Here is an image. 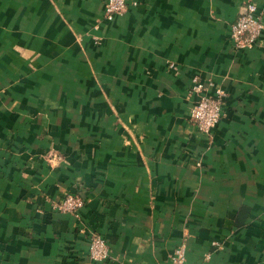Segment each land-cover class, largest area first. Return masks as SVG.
Masks as SVG:
<instances>
[{
	"label": "crops",
	"instance_id": "crops-1",
	"mask_svg": "<svg viewBox=\"0 0 264 264\" xmlns=\"http://www.w3.org/2000/svg\"><path fill=\"white\" fill-rule=\"evenodd\" d=\"M104 1L0 0V264H80L93 235L99 264H264V32L230 39L249 0ZM195 78L227 92L211 137Z\"/></svg>",
	"mask_w": 264,
	"mask_h": 264
},
{
	"label": "built area",
	"instance_id": "built-area-1",
	"mask_svg": "<svg viewBox=\"0 0 264 264\" xmlns=\"http://www.w3.org/2000/svg\"><path fill=\"white\" fill-rule=\"evenodd\" d=\"M104 2L107 21H112L134 5V0H105ZM258 9L256 0H249L237 20L231 24L230 39L237 51L254 48L261 38L264 32V21ZM190 93L197 97L191 109V122L199 133L211 137L224 116L227 92L212 81L195 78ZM83 206V198L76 194H68L53 204L54 210L74 215H79ZM89 240V261H82L80 264H99L109 261L111 246L107 239L101 235H93ZM186 251L185 244L178 246L171 256V264H186Z\"/></svg>",
	"mask_w": 264,
	"mask_h": 264
}]
</instances>
